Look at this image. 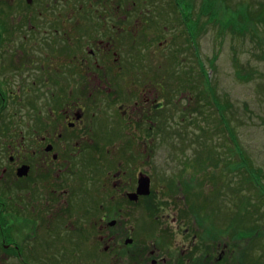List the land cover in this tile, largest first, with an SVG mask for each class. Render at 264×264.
I'll return each instance as SVG.
<instances>
[{"label": "flooded vegetation", "instance_id": "af4514ba", "mask_svg": "<svg viewBox=\"0 0 264 264\" xmlns=\"http://www.w3.org/2000/svg\"><path fill=\"white\" fill-rule=\"evenodd\" d=\"M207 8L0 0V264L221 262L226 248L206 245L212 232L187 222L174 192L188 198L189 182L210 171L200 121ZM181 38L191 73L175 93L173 72L159 74L150 54L152 42Z\"/></svg>", "mask_w": 264, "mask_h": 264}, {"label": "rangeland", "instance_id": "374dc122", "mask_svg": "<svg viewBox=\"0 0 264 264\" xmlns=\"http://www.w3.org/2000/svg\"><path fill=\"white\" fill-rule=\"evenodd\" d=\"M209 1V11L205 12L209 28L203 29L204 35L201 37L202 44L200 46L205 74L209 75L210 85L216 91L212 94L211 88L206 87V91H204L206 103L210 98L214 100L215 97H221L230 103L232 106L230 120L236 128L240 146L255 165L264 170V0ZM260 11L263 18H257V15L256 18L261 22L256 20L253 22L254 18L250 13H259ZM244 27H250L251 30L242 34L240 29ZM172 35L173 37L175 35L182 36L179 29H174ZM157 36L159 35L157 34ZM161 38L163 37L159 36L158 41H161ZM170 41L166 47H162L165 44L160 46L157 41L152 42L153 51L150 56L152 55L154 61L156 57L159 74L162 73L160 70L163 71L167 68L173 72L172 84L176 93L180 85H185L182 88L188 85V76L191 71L187 67L191 66V60L187 56L190 51L182 38L178 41ZM153 52L155 54H152ZM169 59L171 60L170 67L167 65ZM240 74L245 78L240 77ZM192 93L194 92L192 91ZM207 94H212V96L207 97ZM208 103L211 106V103ZM197 104L196 102L195 107ZM203 117L200 119L203 121L201 141L205 153L204 164L210 171L200 172L197 179L194 178L192 182H189L192 187L188 189L189 195L187 196L189 197L186 199L180 187H174V192L180 198L177 206L184 210L187 215L185 219L199 233H202L201 227H198V222L201 223V221L207 232L213 233L214 231V234L205 235L206 245L209 247L220 246L221 251L225 248L227 250L218 264H264V203H258V207H246L247 202L243 201V197L250 196L251 198L252 196L255 203L261 199H257L258 193L255 194L254 190L244 183L243 177H236L235 174L227 173L225 180L221 171H217V178L222 179L219 182L221 186L217 191L216 180V184L210 181L214 174V168H216L213 165H217V150L223 152L220 154L224 158H232L235 161L238 160V157L232 156L228 150L231 147L230 142L217 134L219 133L217 132L219 113L211 106L209 111H204ZM195 136L197 133H195L193 141H195ZM166 148L167 146H163L159 150V157H166ZM200 150L198 145H194L193 149L187 150L185 153L188 155L192 151L196 156ZM168 163L170 164V162ZM161 165L168 167L166 162L159 161V166ZM167 174H171V171L168 170ZM190 175L185 174V177H190ZM199 179L203 181L199 182ZM238 188L241 189V193H238ZM181 197H184V200ZM158 205L166 208L167 203L159 201ZM246 208L249 209L248 213ZM244 213L245 216L242 217ZM262 215L263 217H261ZM237 217H240L239 222L233 220ZM260 218L263 220L260 221ZM235 223L242 224L245 229L256 230L259 228L258 225H261V229H258L259 233L257 234L234 238L232 231H226V229L229 224ZM171 239L172 236H169V240ZM208 251L210 250L207 249Z\"/></svg>", "mask_w": 264, "mask_h": 264}, {"label": "trees", "instance_id": "16d2710c", "mask_svg": "<svg viewBox=\"0 0 264 264\" xmlns=\"http://www.w3.org/2000/svg\"><path fill=\"white\" fill-rule=\"evenodd\" d=\"M206 6L210 7V1L206 0ZM209 11V8H207L206 12ZM263 11V10H262ZM254 12H258V11H254ZM261 11L259 13H250L253 16V22L258 21L259 23L261 22L260 19L257 18H263L261 16ZM257 15V18H256ZM263 15V14H262ZM255 25V24H254ZM257 25V24H256ZM206 28H209V26H207ZM234 29V28H233ZM253 29V27H252ZM235 30V29H234ZM251 28L250 27H244L240 29V32L243 34V32L246 31H250ZM236 31V30H235ZM234 31V32H235ZM209 75H206V84L209 86L210 83V79H208ZM240 77H244L243 75L240 74ZM245 78V77H244ZM247 79L249 77H246ZM214 101H216V106H217V113H219V119H217V134H220L221 138L223 139H227L230 142V146L229 147V151L232 154V156H237L238 160L234 159H229V158H224L222 154V151H218L217 150V171H221L222 175L224 176L223 178L226 180V174L230 173L232 175L235 174V176L244 179V183H246L248 186H250V188H252L254 190V193L256 194V192L258 193V198L257 199H261V201L257 200V202H253L252 200V196L250 198V196L248 197H243L246 203V207H258L257 204L260 202L264 203V170L261 167H257L255 165V163L252 161V159L248 156V154L244 151V149L240 146L239 142H238V138L236 135V128L235 126H233L231 120H230V115H231V108L232 106L230 105V103L228 101L223 100L221 97H215ZM210 108V105L207 104L206 106V112L208 111V109ZM210 110V109H209ZM228 115V116H227ZM220 161V162H219ZM221 167V168H220ZM218 177V176H217ZM222 179L217 178V191L219 190L218 187H220L221 185H219V182ZM246 184H244L245 187ZM239 192L241 193V189L238 188ZM246 212L248 213L249 209H245ZM245 212V211H244ZM259 213V212H258ZM245 216V213L242 215V217ZM263 217V215L261 216ZM239 218H233V220L235 219V222L238 221L239 222ZM263 219L260 218V221H262ZM236 225V226H235ZM259 228L261 229V225H258ZM258 229H252V228H247L245 229V227H243L242 224L239 223H235V224H229L228 225V229H226V231H232V235L234 236V238H240V237H246L247 235H254L259 233ZM223 230V229H222ZM219 231H221L219 229ZM224 232V230H223Z\"/></svg>", "mask_w": 264, "mask_h": 264}]
</instances>
